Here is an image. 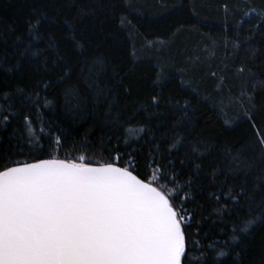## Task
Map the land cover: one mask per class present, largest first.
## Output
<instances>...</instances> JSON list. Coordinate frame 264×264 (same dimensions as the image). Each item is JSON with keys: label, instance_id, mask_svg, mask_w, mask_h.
I'll return each mask as SVG.
<instances>
[{"label": "snow or ice", "instance_id": "snow-or-ice-1", "mask_svg": "<svg viewBox=\"0 0 264 264\" xmlns=\"http://www.w3.org/2000/svg\"><path fill=\"white\" fill-rule=\"evenodd\" d=\"M254 19L259 23L246 39L252 27H264V12ZM61 23L75 59L59 48L53 26ZM127 23L119 19L121 27ZM245 23L242 17L238 29ZM24 64L39 78L0 87V138L11 126L9 140L17 145L0 151V264H225L229 257L227 264H243L246 238L264 222V129L253 125L252 140L221 144L219 156L202 159L210 149L193 134L192 102L163 95L167 85L157 74L152 86L161 91L130 105L131 85L121 71L58 15L38 11L23 32L0 29V70L23 75ZM70 79L76 83L61 92L64 110L82 111L86 93L93 106L85 119L107 129L123 150L108 148L105 134L94 142L92 131L70 143L66 128L44 120L43 110L54 108L49 90ZM165 104L171 112L160 111ZM141 112L149 122L157 118V128L169 123L160 117L182 115L157 137L150 123L132 125ZM141 142L150 145L146 155ZM198 198L210 202L219 221H211L215 236L203 231L208 217Z\"/></svg>", "mask_w": 264, "mask_h": 264}, {"label": "trees", "instance_id": "trees-1", "mask_svg": "<svg viewBox=\"0 0 264 264\" xmlns=\"http://www.w3.org/2000/svg\"><path fill=\"white\" fill-rule=\"evenodd\" d=\"M253 9L255 11L250 12ZM38 11L58 15L61 21L68 20L78 37L91 41V48L103 54L109 68L121 71L131 85L130 105L161 91L152 86L157 74L167 85L163 95L190 100L194 106L193 123L197 125L193 134L210 149L202 159L219 156L221 144L239 147L252 140L253 125L264 129V27H252V39L245 38L250 25L259 23L254 17L256 13L264 12V0H0V29L7 32L14 28L17 33L23 32L26 20ZM246 13L249 15L245 16ZM122 16L130 22L124 27L119 24ZM242 17L248 23L238 29ZM53 30L61 52H67L70 59H75L70 41L65 38L70 34L67 27L61 23L54 25ZM7 51L10 53L12 49ZM38 78L33 69L24 64L23 75L10 76L0 70V87L14 89L17 84L25 87ZM74 83L76 81L70 79L49 90L54 108L43 110L44 120L66 128L71 133L70 143L78 142L84 132L92 131L94 142L105 134L104 143L108 148L123 150L125 145H117L115 137L108 140L107 129L93 125L90 118L85 119L93 106L86 93H82V111L71 114L64 110L61 92ZM128 111H132L131 106ZM160 111L169 113L171 107L162 105ZM246 113L251 119L246 118ZM180 115L182 113L160 117L159 120L169 123L160 124L159 128L158 119L149 122L143 112L131 123L133 126L137 121L150 123L159 137ZM32 119H36L34 112ZM11 130L10 126L0 138L2 152L17 147L9 140ZM124 134L122 129L120 135ZM171 136L169 131L168 138ZM149 146L141 142L140 154L146 155ZM93 150L99 151L98 143ZM203 184L205 189L209 187L207 181ZM197 204L204 205V215L208 217L203 231L215 236L219 229L211 221H219L211 214L210 202L198 198ZM229 230L230 223L225 227V231ZM200 238H203V232ZM246 239L243 264H264V222L257 224Z\"/></svg>", "mask_w": 264, "mask_h": 264}]
</instances>
